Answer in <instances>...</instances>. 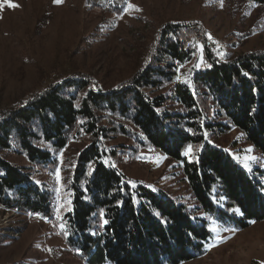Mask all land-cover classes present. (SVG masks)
Here are the masks:
<instances>
[{
  "label": "trees",
  "instance_id": "obj_1",
  "mask_svg": "<svg viewBox=\"0 0 264 264\" xmlns=\"http://www.w3.org/2000/svg\"><path fill=\"white\" fill-rule=\"evenodd\" d=\"M131 1L84 4L89 17L103 18L121 14ZM239 1L264 15V0ZM192 24L198 23L160 24L133 75L117 85L102 88L95 76L70 75L26 101L0 106V207L36 216L61 239L62 251L84 264H180L202 253L209 219L242 227L263 220L264 169L256 168L258 176L247 173L210 140L236 130L264 161V50L225 53L219 61L196 41ZM116 138L130 144L111 143ZM72 140L82 146L66 176L68 203L58 216L53 190L34 182L31 171L53 174ZM140 149L172 164L193 207L182 195L132 180L115 165ZM14 155L25 164L9 159ZM197 210L208 217L201 224L192 217Z\"/></svg>",
  "mask_w": 264,
  "mask_h": 264
},
{
  "label": "rangeland",
  "instance_id": "obj_2",
  "mask_svg": "<svg viewBox=\"0 0 264 264\" xmlns=\"http://www.w3.org/2000/svg\"><path fill=\"white\" fill-rule=\"evenodd\" d=\"M2 3L4 0H0ZM12 3L18 7H0V106L26 101L30 93L40 91L51 78L60 81L82 75L93 81L95 76L102 88L125 81L133 75L141 51L153 44L160 24L168 21L197 22L194 25H199L206 35L224 38L228 55L264 50V15H256V10L239 0H132L130 3L141 11L127 10L125 6L121 14L103 18L89 17L84 0ZM51 83L54 82L48 84ZM210 141L247 173L258 176L256 168L264 169L258 151L236 130ZM113 142L130 144L122 138ZM81 146L72 140L59 154V183L55 178L57 168L53 174L31 171L34 182L47 183L53 190L58 216L68 203L66 176ZM250 155L256 159L246 160ZM8 157L25 164L18 156ZM115 165L130 179L158 186L176 198L182 195L189 207L195 205L181 176L173 175L176 170L160 153L140 149L138 154L117 159ZM259 179L264 185V174ZM195 216L199 224L200 219H208L203 210L193 212ZM213 227L223 242L209 249L217 235L210 231ZM207 228L210 238L202 253L180 264H264V219L245 227L238 222L224 225L209 219ZM0 242V264H84L65 254L61 239L51 235L36 216L1 207Z\"/></svg>",
  "mask_w": 264,
  "mask_h": 264
},
{
  "label": "snow or ice",
  "instance_id": "obj_3",
  "mask_svg": "<svg viewBox=\"0 0 264 264\" xmlns=\"http://www.w3.org/2000/svg\"><path fill=\"white\" fill-rule=\"evenodd\" d=\"M53 2L56 3V4H59V3H62L63 0H53ZM4 6H8V7H18V5L12 3V0H4V3L0 4V7H4ZM126 8H127V10L141 11V9H139V8L136 7L135 5L131 4L130 2L127 3ZM210 38H211V37H210ZM201 63H203V60H202V59H201ZM195 67H197V68L200 67V64H199V63L196 64ZM244 75H247V73H244ZM184 82H185L186 84H189V86H191L189 81L185 80ZM194 94H195V92H194ZM191 149H192V146L189 145V146H188V151H186L184 154H185V155H188L189 152H191ZM251 151H252V149L249 148V149H248V152H251ZM255 159H256V157H255V156H251V155L246 157V160H255ZM244 166L247 168V167H248V164L245 163ZM55 178H56L57 183H59L60 180H61V176H60V170H59V168L56 169V172H55ZM57 191H59V189H57ZM233 211L236 212L237 214H242V213H240V209H239V208L233 209ZM103 215H104L103 210H101V212H100V216L103 217ZM157 215H160V214L157 213ZM107 223H108V221H107L106 219L103 220V223L101 224V227H103V226L106 225ZM210 231L213 232V233H217V235L214 236V238H213V243L210 244V245L208 246L209 249H210L211 247L215 246L216 243H222V242H223V238L219 237V235H218V229H217L216 227L211 228ZM224 231H229V229H224Z\"/></svg>",
  "mask_w": 264,
  "mask_h": 264
},
{
  "label": "built area",
  "instance_id": "obj_4",
  "mask_svg": "<svg viewBox=\"0 0 264 264\" xmlns=\"http://www.w3.org/2000/svg\"><path fill=\"white\" fill-rule=\"evenodd\" d=\"M191 33L193 34V36L196 39V41H198V42H200V41L209 42L210 51L214 54V56L216 58H218L219 61L225 59L223 57L218 56V47H213L212 46V41L207 37V35H204L200 31L199 26H196V25L193 24V30H191ZM51 81L55 82V79L52 80V78H51V80L49 82H51ZM49 82H44V86L42 88H40V90H42L43 88L47 87L48 85H51V84H48ZM90 85H91V88L97 89V85L94 84L91 80H90Z\"/></svg>",
  "mask_w": 264,
  "mask_h": 264
},
{
  "label": "bare ground",
  "instance_id": "obj_5",
  "mask_svg": "<svg viewBox=\"0 0 264 264\" xmlns=\"http://www.w3.org/2000/svg\"><path fill=\"white\" fill-rule=\"evenodd\" d=\"M196 26H199V25H196ZM199 29L204 35H206L203 32V30L200 28V26H199ZM190 30H193V24L190 26ZM207 37L212 41L213 47H218V56L226 58L227 57V56L225 57L226 42H225V40H223L224 38L221 39V38H217V37H211L208 35H207ZM200 42L203 43L207 48H209V42H207V41H200ZM221 61H225V59H223Z\"/></svg>",
  "mask_w": 264,
  "mask_h": 264
}]
</instances>
